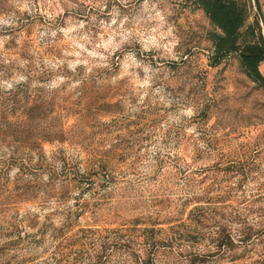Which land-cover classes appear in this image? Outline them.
Listing matches in <instances>:
<instances>
[{
	"label": "rangeland",
	"instance_id": "obj_1",
	"mask_svg": "<svg viewBox=\"0 0 264 264\" xmlns=\"http://www.w3.org/2000/svg\"><path fill=\"white\" fill-rule=\"evenodd\" d=\"M240 1L247 13L240 39L250 36L251 24L264 35V0ZM34 2L0 0V15L8 13L5 18L14 23L0 27V38H6L0 80L28 77L12 92L0 90V236L31 229L25 246L36 253L55 246L53 264H141L150 255L154 264H193L194 257L196 264L201 257L207 264H264V207L246 202L239 189L243 180L233 179L235 172L264 166V156L252 163L256 149L264 151V82L246 70L239 48L215 50L221 28L204 6L198 0H38L31 15L17 9ZM113 19L117 23L111 25ZM81 21L85 28L74 35L87 34L90 47L100 42L101 32L105 40L117 33L105 53L108 59L90 61L89 66L99 65L91 73L84 67L75 73L61 68L55 74H63L67 83L50 89L54 73L44 56L72 59L62 56L71 50L63 35L53 38L51 31ZM101 21L111 27L105 29ZM21 59L29 61L26 67H20ZM260 68L264 72L261 62ZM77 80L80 87L71 89ZM188 108L192 118L185 116ZM101 121H111L113 130ZM187 127L199 137L186 134ZM150 136L153 144L162 140L158 147L178 148L188 161L205 156L197 168L212 155L197 147L210 136L216 157L234 164L233 173L216 171L205 186V191L219 189L207 200L222 203L186 206L183 194L208 178L195 173L185 178L178 161L171 160L139 210L127 211L126 201L118 200L119 207L104 201L102 176L93 178L91 198L81 199L88 189L79 182L81 171L93 170L101 157L113 169L126 168L120 155ZM106 143L113 145L109 154L101 146ZM13 167L20 169L14 178L9 175ZM170 190L179 195L170 199ZM112 192L119 195L117 187ZM253 212L258 213L254 227L245 225L244 238L233 244L225 229L239 239L236 223Z\"/></svg>",
	"mask_w": 264,
	"mask_h": 264
},
{
	"label": "clouds",
	"instance_id": "obj_2",
	"mask_svg": "<svg viewBox=\"0 0 264 264\" xmlns=\"http://www.w3.org/2000/svg\"><path fill=\"white\" fill-rule=\"evenodd\" d=\"M15 0H9V3H13ZM38 0H35L32 7L30 8L28 4L19 5L17 4V9L21 13L28 12L29 15L32 14ZM39 10V9H36ZM15 11L11 13V16H15ZM8 13L0 15V27L8 26L13 27L14 23L11 19H6L5 17ZM41 15H46L48 19H52L51 13L41 12ZM95 19V18H93ZM67 23V22H66ZM102 26H105V22H100ZM117 21L113 19L111 25L116 24ZM111 25H106L105 29L110 28ZM85 28V22L81 21L77 25L60 27L57 30L51 31V36L55 38L58 35V32L63 35L64 42L68 45V49H65L62 53L63 57H72V59H62L60 57H49L44 56L43 63L47 68H50L54 75L51 80L48 81V86L50 89H61L66 83V77L63 74L58 73L59 70L63 67H67L69 72L75 73L76 70L80 67L86 68L88 73H91L93 67H98V64L90 65V61H104L108 57L105 55L109 51V45L113 43L116 39L117 33L112 32L107 34V39L105 40V32L99 34V41L95 44L94 47H90V40L87 34L84 35H74L79 33L80 30ZM47 33H40L41 36L46 35ZM6 38H0V49L3 48V40ZM102 49V50H101ZM15 59V57H13ZM29 61L21 59L20 67H26ZM37 68L40 67L39 63L36 65ZM261 76H264V72L261 73ZM28 77L22 74H13L8 79L0 80V90L4 92H12L16 89V86L20 83H27ZM81 81H73L70 83L69 87L71 89L79 88ZM195 115L192 108H188L185 112V116L192 118ZM102 125L107 126L111 131L114 126L111 124V121H101ZM161 127H164L162 125ZM185 133L188 135H195L199 137V133L195 132L194 127L185 128ZM221 133H216V136L219 137ZM154 137H149L144 140L140 145H132V151L129 154H121L119 159L120 162L127 167L124 169H113L106 161L101 157L100 160L96 161L95 168L93 170L81 171V184H87L88 189L83 193L76 192L74 195L81 196L82 200H88L91 198V194L94 191L93 178L96 176H102L103 182L100 185V195L104 198V201H107L110 206L119 207L117 204L118 200L126 201L128 204L127 211L132 212L143 208L144 202L151 196H153V188L150 185H154L159 181L160 175L164 172L168 162L171 160L173 162L178 161L179 170L183 173V176L187 178L192 174H198L201 177H207L199 186H194L188 189L187 192L183 194V200L186 206L189 207H202L205 203L218 204L222 201H208L207 197L214 194V191H219V189H208L205 191V186L208 184L211 179V174L216 171H225L229 173L234 172L233 162H227L224 156H221L219 159L216 157L215 148L210 142V136L206 137L203 140H200L197 147L199 149H207L208 152L212 153L210 157L207 158V162L203 164L202 167L197 168L195 165L205 161L206 157L203 155H197L194 161H188L179 155V149L176 147L172 148H163L158 147V144H162V140H158L156 144L152 143ZM120 143V141H116ZM151 145V146H149ZM102 149L105 154L111 153L113 150L112 143L102 144ZM261 147H264L262 145ZM83 151V149H82ZM258 153L254 157L253 164L258 163L261 156H264V151L256 149ZM45 155L47 153L45 152ZM85 160H87V154L85 152ZM176 166V165H174ZM80 169H84V165L81 164ZM264 171V166H261L260 169L255 168L254 166L248 167L244 171L235 172L233 179L239 180L242 179L243 183L239 184V189L243 197L247 198L246 202L255 201L257 205L264 207V202L260 200L261 195H264V176L260 175V172ZM20 173V169L13 167L10 176L13 178ZM255 176L256 179L249 184V179ZM43 180L47 182L49 176L45 174ZM113 187H117L116 193L112 192ZM198 193L199 195H193ZM179 193L172 192L170 190L169 198L175 199ZM103 202V201H102ZM70 203L75 204V201H70ZM33 212L39 211L38 208H32ZM46 211H54V209H49ZM23 211H21L20 216L22 218ZM255 216L258 218V213L253 212L251 216L247 218L241 217V220L244 221L243 224L236 223V227L240 229L239 239L232 235V229H225V236L231 240L233 244H238L240 239H243V228L246 225L249 228L254 227L252 224V217ZM43 219V217H41ZM57 227H62L57 225ZM31 229L22 228L19 235L13 233H5L0 236V264H53V253L55 252V246L50 248L47 252L41 248L39 253L33 252L30 247H26L27 238L30 236ZM195 239V238H194ZM199 247V245L197 246ZM216 246L212 245L210 252L214 253ZM137 256H142V253L137 252ZM199 255V253L197 254ZM73 259L72 257L69 258ZM141 264H154V259L150 255L147 258L141 260ZM193 264H196V257L193 258ZM201 264H207L206 260H203L201 257Z\"/></svg>",
	"mask_w": 264,
	"mask_h": 264
},
{
	"label": "trees",
	"instance_id": "obj_3",
	"mask_svg": "<svg viewBox=\"0 0 264 264\" xmlns=\"http://www.w3.org/2000/svg\"><path fill=\"white\" fill-rule=\"evenodd\" d=\"M211 19L221 28L215 34V50L220 53L240 49L246 70L256 80L264 82L260 62L264 59V35L251 24L250 36L240 39L246 20V8L240 0H198Z\"/></svg>",
	"mask_w": 264,
	"mask_h": 264
},
{
	"label": "crops",
	"instance_id": "obj_4",
	"mask_svg": "<svg viewBox=\"0 0 264 264\" xmlns=\"http://www.w3.org/2000/svg\"><path fill=\"white\" fill-rule=\"evenodd\" d=\"M261 66H262L263 69H264V59L261 61Z\"/></svg>",
	"mask_w": 264,
	"mask_h": 264
}]
</instances>
